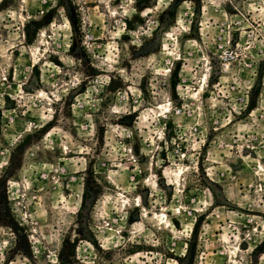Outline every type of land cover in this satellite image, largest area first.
Masks as SVG:
<instances>
[{
  "label": "rangeland",
  "instance_id": "rangeland-1",
  "mask_svg": "<svg viewBox=\"0 0 264 264\" xmlns=\"http://www.w3.org/2000/svg\"><path fill=\"white\" fill-rule=\"evenodd\" d=\"M0 264H264V0H0Z\"/></svg>",
  "mask_w": 264,
  "mask_h": 264
}]
</instances>
